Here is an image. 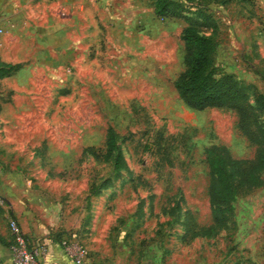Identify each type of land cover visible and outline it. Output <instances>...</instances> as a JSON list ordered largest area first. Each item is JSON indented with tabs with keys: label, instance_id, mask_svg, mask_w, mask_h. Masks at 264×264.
I'll list each match as a JSON object with an SVG mask.
<instances>
[{
	"label": "rangeland",
	"instance_id": "374dc122",
	"mask_svg": "<svg viewBox=\"0 0 264 264\" xmlns=\"http://www.w3.org/2000/svg\"><path fill=\"white\" fill-rule=\"evenodd\" d=\"M176 1L182 4L183 16L196 18L198 9L210 15L214 26L201 29L216 45L214 74H231L247 86L256 119L250 130L264 146V0ZM118 2H99L103 6L97 8L96 36L92 37L99 51L106 50L118 30L114 22H108L106 9L115 10ZM142 2L153 6L152 0ZM19 7L0 0V41L9 42L16 36L14 10ZM151 20L157 28V76L144 65L140 71L118 74L124 85L116 75L109 77L114 80L112 86L105 79L96 85L75 84L77 72L66 64L59 84L39 71L29 102H17L20 118L10 137L14 139L9 141L16 154L22 150L25 160L34 155L31 160L36 162L22 168L26 181L21 187L50 192L49 199L35 200L38 203L68 208L74 220L68 232L75 233L88 251L91 244L107 255L124 251L135 264L137 260L149 264H264V168L259 171V186L239 189L221 227L210 235H203L202 229L211 221L205 149L218 144L233 157L251 158L256 143L240 129L236 109L199 110L180 99L173 80L184 69L180 37L184 18L153 15ZM128 23L124 21L125 37L145 33L149 26L142 21ZM39 25L40 21L32 22L31 31L21 34L35 52L47 43L59 42L51 35L44 38ZM58 26L56 34L64 26L65 31H74L70 21ZM149 47L154 48L152 43ZM6 49L14 51L13 47ZM8 90L5 81H0L2 98ZM108 128L117 134L116 143L128 170H121L94 195L91 186L98 187L113 172L111 161L97 162L81 152L92 145L103 153ZM10 158L17 156L14 153ZM38 178L43 182L36 181ZM66 217L60 215L59 219ZM152 253H156V262L149 257Z\"/></svg>",
	"mask_w": 264,
	"mask_h": 264
},
{
	"label": "crops",
	"instance_id": "0c3cea01",
	"mask_svg": "<svg viewBox=\"0 0 264 264\" xmlns=\"http://www.w3.org/2000/svg\"><path fill=\"white\" fill-rule=\"evenodd\" d=\"M102 1L9 0L10 3L20 6L14 10L17 26L15 29L16 36L9 42L0 41V60L19 63L20 66L11 75L0 78V81H5L7 89H9L5 97L3 96L4 98L0 92V127L3 126V130H0V261L2 264L12 263L11 254L7 247L10 240V232L7 226L9 217L17 220L31 245L43 248L35 264H71L60 245L61 238L67 237L74 240L76 237L75 233L68 232L74 226V220L72 221L69 216L70 211L68 208L35 201L49 199L47 194L50 192L31 191L29 189L25 191L21 187L26 181L22 168H26L30 161L36 162L31 160L34 155H31L30 160H25V154L22 153V150L16 154V150L11 149V142H9L14 139L10 137H12L20 118L21 109L17 106V102H29L32 96L31 87L34 85L39 71L47 75L48 81L57 80V83L60 84L63 83L60 76L61 71L64 70L66 64H71L77 72L73 79L75 84L96 85L99 81L101 82V79H105L107 83L112 82L110 86L114 84V80L111 79L110 81V76L113 78L116 75L117 81H121L119 83L124 85L125 80L121 79L122 75L119 76L118 74L132 70L134 72L140 71L144 65L152 68L153 77L159 73L157 69V28L155 22L151 20L153 15L156 16L153 12V6L144 5L142 0H119V5L116 6L117 8L115 7V10L106 7L110 18L108 22H114L115 28L118 30L113 34L112 42L102 52L94 47L92 41L97 30V8L103 6L99 4ZM104 3L110 2L104 1ZM116 10L121 14L115 12ZM38 11H40L39 14H34ZM38 21L41 22L38 30L40 29L42 36L49 38L51 35V38L58 39L59 42L57 45L55 41L52 45L47 43L42 50L35 52L32 47H29L28 42L25 43L21 34L24 31L26 34L30 32L32 22ZM67 21L73 22L74 31H65L66 27L64 26V31L59 30L56 34L57 26L67 24ZM124 21L126 23L142 21L152 29L149 30L146 27L145 33L142 31L125 37ZM52 23L54 25L51 26ZM147 30L149 31L147 32ZM62 38L65 39L63 45L61 43ZM150 43L153 44L154 48L149 47ZM7 47H13L14 51L7 52ZM88 147L93 146H85L83 151L81 150V154L91 156L97 162L111 161L113 171L112 157L107 159L102 156L95 157L87 149ZM14 153L17 158L11 159L10 156ZM40 162L41 158H39L38 163ZM40 165L44 166L45 164L42 161ZM111 174L108 177H111ZM42 180L44 179L38 178L36 181L43 182ZM60 215L67 216V219H59ZM120 242L122 246L125 241L120 240ZM89 247L93 248H89L92 250L88 251L83 264H135L130 262L128 254L124 251L107 255L101 252L98 245L91 244ZM149 257L156 262V253L149 254ZM136 262L137 264L139 262L140 264H149V262L141 260Z\"/></svg>",
	"mask_w": 264,
	"mask_h": 264
},
{
	"label": "trees",
	"instance_id": "16d2710c",
	"mask_svg": "<svg viewBox=\"0 0 264 264\" xmlns=\"http://www.w3.org/2000/svg\"><path fill=\"white\" fill-rule=\"evenodd\" d=\"M153 12L159 17H183L185 25L180 37L184 45V69L173 80V86L180 99L191 108L230 107L238 113V124L249 140L256 143V151L251 158L233 157L228 149L214 144L205 149L209 169L208 197L211 207V221L203 226V235H210L215 228L221 227L226 219L230 202L237 197L239 189L247 186H259V171L264 168V146L260 144L250 125L255 116L248 102L247 86L234 76L224 73L216 76L213 71L215 42L201 27L214 24L210 15L202 9L196 12V18L181 14L182 4L176 0H152ZM20 66L0 60V78L9 76ZM116 132L108 128L105 138V151L100 153L93 147L87 149L95 156L104 159L112 157L113 174L104 178L98 187L91 186L92 194L107 187L121 170H127L126 162L116 143ZM259 142V143H258ZM148 145V141H146ZM150 144V143H149ZM147 147V146H146ZM150 148V145L148 146ZM186 231V229H185Z\"/></svg>",
	"mask_w": 264,
	"mask_h": 264
},
{
	"label": "built area",
	"instance_id": "2783aa9c",
	"mask_svg": "<svg viewBox=\"0 0 264 264\" xmlns=\"http://www.w3.org/2000/svg\"><path fill=\"white\" fill-rule=\"evenodd\" d=\"M7 225L10 232V240L7 247L11 254V264H35L43 248L30 244L15 218L9 217ZM60 245L71 264L84 263L88 250L83 243L76 240V237L74 240H70L67 237L61 238ZM0 264H2L1 261Z\"/></svg>",
	"mask_w": 264,
	"mask_h": 264
}]
</instances>
